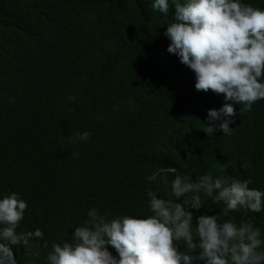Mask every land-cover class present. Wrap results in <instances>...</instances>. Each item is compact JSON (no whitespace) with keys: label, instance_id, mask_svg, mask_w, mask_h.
I'll return each instance as SVG.
<instances>
[{"label":"trees","instance_id":"16d2710c","mask_svg":"<svg viewBox=\"0 0 264 264\" xmlns=\"http://www.w3.org/2000/svg\"><path fill=\"white\" fill-rule=\"evenodd\" d=\"M244 2L264 8V0ZM170 22L171 7L165 16L151 0H0V196L15 192L28 203L17 231L44 233L32 255L14 248L19 261L44 264L90 207L143 216L148 190L175 200L177 175L211 172L264 190V100L237 115L230 134L205 133L207 110L226 101L192 88L194 73L167 52ZM95 57L109 71L105 91L91 88ZM180 93L186 104L171 116ZM84 131L87 142H70ZM201 198L193 222L222 211ZM230 216L264 231V211Z\"/></svg>","mask_w":264,"mask_h":264},{"label":"clouds","instance_id":"9594fccd","mask_svg":"<svg viewBox=\"0 0 264 264\" xmlns=\"http://www.w3.org/2000/svg\"><path fill=\"white\" fill-rule=\"evenodd\" d=\"M151 7L165 16L171 7L172 22L163 33L169 41L167 52L194 73L192 88L223 94L226 101L219 109L207 110L203 131L213 134L219 128L230 134L235 117L264 100V8L244 0H151ZM94 71L91 88L105 91L109 71L99 69L96 57ZM185 104L180 93L170 104V115ZM233 104L239 105L238 113ZM89 136L84 131L69 140L87 142ZM227 167L225 163L221 171ZM251 183L211 172L195 180L177 175L170 182L175 200L146 192L147 215L113 216L90 207L70 241L52 243L44 264H264V231L251 220L237 222L230 216L264 211V190L249 187ZM201 194L223 208L220 214L196 215L193 222L203 207ZM27 208V201L15 192L0 196V264H39L19 261L14 252L22 246L32 255L44 239L39 228L17 231Z\"/></svg>","mask_w":264,"mask_h":264}]
</instances>
